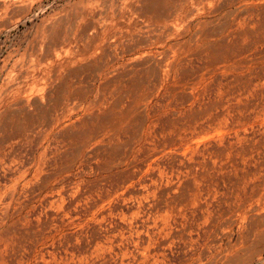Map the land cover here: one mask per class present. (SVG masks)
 <instances>
[{
	"label": "rangeland",
	"instance_id": "1",
	"mask_svg": "<svg viewBox=\"0 0 264 264\" xmlns=\"http://www.w3.org/2000/svg\"><path fill=\"white\" fill-rule=\"evenodd\" d=\"M42 66L77 115L0 264H264V0H0V87Z\"/></svg>",
	"mask_w": 264,
	"mask_h": 264
},
{
	"label": "bare ground",
	"instance_id": "2",
	"mask_svg": "<svg viewBox=\"0 0 264 264\" xmlns=\"http://www.w3.org/2000/svg\"><path fill=\"white\" fill-rule=\"evenodd\" d=\"M161 27L141 40L150 46L163 43L164 55H168L172 45L168 39H162L171 34L170 25L166 23ZM120 61L118 58L114 63L119 66ZM43 67L22 71L16 79L0 87V226L11 221L14 224L23 218V211L28 206L27 188L33 182L36 184L34 193L38 197L45 196L47 177L44 159L47 149L62 138H68L70 130H67L74 124L77 115L79 102L75 98L59 107L53 102L51 75L47 67ZM44 113L48 114L46 121H38ZM14 118H24L25 125L14 124ZM32 153H35L34 159L29 157ZM57 191L54 188L51 192L58 199L60 194ZM40 206L41 215L42 203Z\"/></svg>",
	"mask_w": 264,
	"mask_h": 264
}]
</instances>
